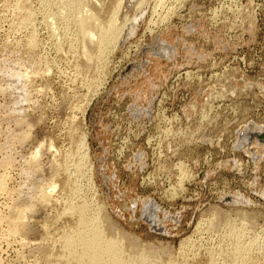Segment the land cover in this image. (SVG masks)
I'll return each mask as SVG.
<instances>
[{"label": "rangeland", "instance_id": "obj_1", "mask_svg": "<svg viewBox=\"0 0 264 264\" xmlns=\"http://www.w3.org/2000/svg\"><path fill=\"white\" fill-rule=\"evenodd\" d=\"M30 1L38 16L25 25L16 11L19 0H0V179L6 177L0 191V264H35L40 246L49 247L45 227L62 211L59 187L53 195L62 205L54 201L27 212L26 232L13 236L5 220L17 200L33 205L41 191L51 192L52 172L71 178L74 202L103 200L117 229L131 240L137 237L199 264H222V250L233 249L224 224L218 230L209 226L211 210H226L237 226L246 213V241L254 240L256 250L245 264H264V143L251 134L249 147L237 146L246 128L264 126V0H164L172 14L165 7L160 11L171 14V22L150 33L148 16L128 44L141 49L125 56V49L115 47L97 74L69 64L73 49L66 58L59 54L61 45L74 43L73 27L64 35L67 23L59 18L57 34H50L44 7L39 11L42 1ZM58 4L52 5L55 16ZM32 29L35 54L27 45ZM158 37L177 47L173 60L152 53ZM16 74L21 84L14 83ZM93 84L101 90L85 117L78 107L87 103ZM20 86L30 102L19 101ZM81 127L88 132L98 195L72 142ZM236 193L248 202L223 199ZM149 198L159 205L158 228L145 219L143 203ZM202 220L206 223L199 228ZM182 240L192 245L182 249Z\"/></svg>", "mask_w": 264, "mask_h": 264}, {"label": "bare ground", "instance_id": "obj_2", "mask_svg": "<svg viewBox=\"0 0 264 264\" xmlns=\"http://www.w3.org/2000/svg\"><path fill=\"white\" fill-rule=\"evenodd\" d=\"M41 1H42L41 5L43 6H40V9L39 8L38 9L40 11L41 8L44 7L43 9L45 10L46 14H44L45 17H43L44 18L43 24L45 29L50 31V34L52 32H54V34H57L56 30L58 29L55 28L56 29L55 30L54 25L57 24L55 23V21L58 20L59 18L62 19L64 23L66 21L67 26L65 27V29L71 26L74 29V32L72 33L73 37L71 36L72 39L71 38L70 39L74 41L76 45H74L73 42H71L70 45L69 41L68 43L70 46L67 43L66 44L64 43L65 45L63 43H61L63 45L57 43V45L58 44L61 45L60 48L58 47L60 49V51L58 50L59 54L62 53L64 57L62 55L61 56L63 58H66V55H68V53L73 49L76 52V55L73 56L74 59L72 58V56L71 59L68 58L70 60V63L69 62L67 63H69L71 66L73 65L74 67H76L77 70L81 68L82 70H86V71L87 70L94 71V74L99 73L100 72L99 70L103 65H107L105 62L106 53L112 52V50H114L115 47L117 49L119 48L122 52L125 49L126 51L124 52L125 56L129 55L132 48L134 47L136 52L141 49L140 44H136V45L131 44L128 46V44H130L129 43L130 37L137 34L139 30L140 22H143L149 16V21H147L149 27L147 26V28L150 33H154L155 28L156 30H158L157 29L158 27L162 26L164 23H168V21L166 22V20L171 18V14H172L171 10H169L171 8L167 10L165 6H164L165 9L171 13L170 17L168 18L169 15H167L166 17L163 15L164 13L163 14L161 13L160 10H162L163 12V8H164L162 6V4L165 3L164 0H41ZM30 2H31L30 0H19V3L17 2L16 11L18 12L19 16L23 17L24 19L23 21L25 25L33 24L34 18L38 16L35 15L36 11L32 10L30 6ZM56 2L57 4L60 3L61 6L60 4H58L60 8L59 7L57 8H59L60 10L58 11L59 13H57L55 16L53 15V12L51 14V10L53 9L52 5H55ZM56 5L54 7H56ZM179 6L180 5L178 4V8ZM172 9L174 8L172 7ZM170 20L171 19H169V23L171 22ZM36 32H37L36 30L32 29V32L28 36V41H27V45L30 48V52L32 51L34 54H35V50H37L38 47ZM65 33L66 34L64 35L68 34L67 29ZM50 34L48 36H51ZM143 34L141 35L143 36ZM54 36L55 35H53V37ZM65 39L67 40L68 38ZM167 41L168 40H166L165 38L158 37V39H155V41L153 42L151 51L154 55L158 57L160 56L164 59L173 60V57L176 55L175 53L177 52V47L174 45L172 47V45H170ZM136 42L139 43V41ZM74 51H72V53ZM136 66L138 67L139 64L138 63L133 64V67ZM21 81H22L21 76L19 74H16L14 83L21 84ZM93 81L95 82L94 78ZM100 86L99 85L97 86L96 84L91 85L90 90L88 91V95L84 99V101L87 103H85V105L83 106L78 107L79 110L81 108V110L83 111L82 114L85 117H86L85 113L88 106L92 103L93 98L101 90ZM20 88L22 87L20 86ZM21 91H23L24 95L19 97V101L27 100L28 102H30V100H28V97L26 96V94L28 93L24 92L25 91L24 88H22ZM30 98L31 97H29V99ZM84 108H86L85 111ZM209 110L212 109L210 108ZM24 121H25L24 118L23 120L21 119V122ZM82 125L85 127L84 121L82 122L81 126ZM78 130L79 131H76L72 135V142L75 144V150L81 151L80 152L81 157L86 165L85 170L83 171L89 173L90 179L92 180V183H90V187H93V189L96 191L95 193H97L98 195L99 187H97L95 181V173H94L95 163L90 154V147H89L90 145L88 144V139H89L88 132L85 128L83 129L82 127L79 128ZM251 134H256L253 137L255 139L260 138L258 139V142L264 143V126L262 127L260 125L259 127L258 125V127L249 126L248 128H246L244 132L241 133L239 137L240 141L237 146L244 149L249 147L252 139ZM27 137L29 138V136ZM32 160H33L32 163L37 165L34 158ZM51 174L53 175V179L50 183H47L48 186L47 188H51L50 190L52 193L48 191H41L39 193L41 197L39 201H36L39 197L38 198L34 197L33 199L32 198L33 196L32 197L30 196L31 199L30 198L29 199L34 200L33 205L31 203H29V205L28 203L27 205H24L25 203L22 204V199L17 200L16 202H14L16 203V205L14 204L12 205L13 207L10 208L11 211L9 210L10 213L8 214L5 220L9 226L10 234L14 236V234L15 235L20 234L21 232L24 233L27 231L26 224L28 226V223L26 221L27 212L28 213L32 212L34 214V212L36 213L37 211L36 209L38 206L41 205L48 206L50 202L53 203L55 201L58 204L63 201L62 211L57 213L58 215H55L56 217L54 216L53 219L50 221V223L48 222L49 220H46L49 224V225L46 224L47 227H45L44 225L46 222H44L43 224L44 226H42L45 227L46 229V231L44 230L46 232L45 238L48 241L49 240L51 241L50 243H48L50 244L49 247H45V245L44 247L40 246L41 247L39 250L40 254H38V256L40 255L41 257L38 259H40L41 262L37 263L40 261L38 260L36 262L37 264H199L197 261L194 262V260L193 261L188 260V257H182L183 254L179 258L178 256L177 257L169 256L171 252L168 251L167 249L155 247L154 245H147L145 243L143 244L142 242H139L138 239H136L137 237L136 238L134 237L132 241L129 238L132 236H128L125 234L126 232L123 233L121 230L120 232L117 229L118 225L113 220V217L110 215L109 210L107 208V204H105L103 200L101 199H99V201L97 200L98 202L97 204H93L92 202L89 203L85 201L84 203H78V202L76 203L70 197V192L74 189L73 188L74 183L73 181H71V178L68 179L62 177L60 178V175L57 174L56 172H52ZM58 187L62 189V191L64 192V193L62 192L64 198H61L62 201L59 200V202L57 196H54L56 194L53 193ZM47 188L44 190H47ZM59 188L56 191H58ZM5 189H6V177L3 176L0 179V191L4 192ZM49 193H51V195ZM35 195L38 196L37 194ZM52 195L57 200H54ZM18 196L16 197L18 198ZM247 198L242 197L241 194L239 193H236V195L233 197L223 196V199L230 204H236V203L246 204L248 202ZM58 205L60 206L62 204H58ZM143 205L145 206L144 215L146 216L145 218L146 221L149 224H151L153 228L160 227L159 205L155 201H152V199L150 198L144 201ZM216 209L217 207L215 208V210H211L212 213L209 216L212 217L213 221H211V224L209 223V226L213 227V229L216 228V230H218L219 228H222V224H224V227L225 228L227 227L226 230L228 229L227 235L229 233V237L231 241H233L232 251H227V249L222 250L220 255H222L221 257H223L222 258L223 263L222 261L221 263L245 264L247 259L252 255V251L256 250V246L253 247L254 240L250 241L249 244H248L249 241L248 242L246 241L245 227L247 226L246 224L249 221L246 213L245 215L243 213V216L241 214L242 216L241 219H240L241 216L238 218L240 219L239 221L240 223L239 226H237L238 223L236 224L237 222L236 218L232 220L230 217L231 215L229 216V214L225 212L226 210L222 211L220 209L221 211L220 210L218 211ZM201 215L204 216L205 214H201ZM205 223L206 221L204 220L200 221L198 227L201 228L202 226L205 225ZM166 232H168V230H166ZM46 239L45 241H47ZM26 241L27 243H29L28 239ZM51 242H53V244ZM189 242L190 241L185 240L183 243L182 240L183 243L182 249L184 248L186 249L190 247V245H192L190 243L192 242L190 243ZM248 245H250L251 247L250 249L246 247ZM209 264H217V261L215 262L214 260H212V262H210Z\"/></svg>", "mask_w": 264, "mask_h": 264}]
</instances>
